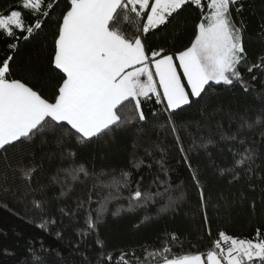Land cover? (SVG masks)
<instances>
[{
  "label": "snow or ice",
  "instance_id": "snow-or-ice-1",
  "mask_svg": "<svg viewBox=\"0 0 264 264\" xmlns=\"http://www.w3.org/2000/svg\"><path fill=\"white\" fill-rule=\"evenodd\" d=\"M243 11V0L0 4V207L43 234L25 240L22 258L7 248L0 258L264 264V50L249 54ZM49 31L50 47L40 43L17 63L23 43ZM237 88L259 106L241 110L225 95ZM121 153L119 169L103 163ZM179 168L188 176L176 184ZM189 188L209 238V208L228 218L246 208L258 226L248 235L217 229L206 250L179 229L135 244L102 231L109 218L137 212L136 231L175 216Z\"/></svg>",
  "mask_w": 264,
  "mask_h": 264
},
{
  "label": "trees",
  "instance_id": "trees-1",
  "mask_svg": "<svg viewBox=\"0 0 264 264\" xmlns=\"http://www.w3.org/2000/svg\"><path fill=\"white\" fill-rule=\"evenodd\" d=\"M5 2L6 0H0V4ZM7 2H10V0H7ZM243 2L244 11L238 19H242L246 24V44L248 45L249 54L255 57L264 50V41L258 38L261 31L264 30V28H262V26H264V21H262V17H264V0H243ZM40 43L47 44L50 47V31L47 36L41 34L39 40L23 43L17 55V63L28 61L33 55L35 46ZM4 55L5 46L0 42V58H3ZM245 78H248L247 75ZM257 89L264 92L259 82H257ZM225 95L229 97L235 95L241 106V110H243L245 105L249 107H258L260 104V101L254 98L255 94L245 96L239 88L234 89L231 93H225ZM225 126H227L226 121ZM172 155L173 157L177 156L176 153ZM124 160L125 156L121 153L118 157L109 161H104L103 163L110 164L112 167L119 169L123 166ZM100 163V161L97 162L98 166ZM171 163L175 166V160H172ZM187 176L188 174L183 168H179L178 171L173 174L176 184H180L181 181L186 180ZM221 187L227 191L226 185L221 184ZM238 189L239 185L232 188L231 191L236 192ZM155 210V208L152 209L153 214ZM208 212L212 217V238H209L205 232L200 231L202 214H200L197 209V193L194 188H189L187 200L181 205L180 210L175 216L168 215L166 218H158L156 223L149 224L147 227H142L140 231H136L133 225L138 223L144 215L143 212H137L115 220L109 218L106 227L102 228V231L108 236L111 243L135 244L145 240L151 242L155 239L156 235L165 228L179 229L182 236L189 237L191 244L199 245V250H206L207 247L210 246L211 240L215 239L217 229H224L233 235H248L253 233L254 228L258 226L257 221L250 219L246 208H234L231 218L224 215H217V212L212 208H209ZM259 223H264V220L259 221ZM37 235L43 234L34 226L22 222L17 216L0 207V250L7 248L10 251H15L18 258H22L25 240ZM46 240L50 244L57 245L65 255L67 254L68 250L62 245H58L52 238L46 237ZM185 250L195 251L197 249L190 248L189 243H186ZM0 264H15V259L5 260L0 258Z\"/></svg>",
  "mask_w": 264,
  "mask_h": 264
}]
</instances>
